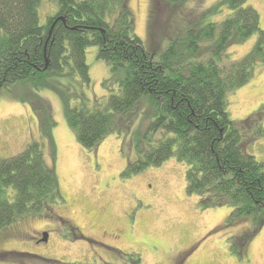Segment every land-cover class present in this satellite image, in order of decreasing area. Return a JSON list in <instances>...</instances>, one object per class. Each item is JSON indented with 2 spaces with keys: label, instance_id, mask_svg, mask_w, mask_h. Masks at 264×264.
<instances>
[{
  "label": "trees",
  "instance_id": "obj_1",
  "mask_svg": "<svg viewBox=\"0 0 264 264\" xmlns=\"http://www.w3.org/2000/svg\"><path fill=\"white\" fill-rule=\"evenodd\" d=\"M48 1L54 9L41 22L43 0H0V86L28 82L37 90L55 91L69 127L85 148L96 147L110 133L129 136L132 152L123 148L128 157L123 177L171 157L186 163L187 192L200 197L202 209L231 207L227 225L251 219L250 231L233 238L232 249L242 255L247 241L264 226V162L246 152L242 128L228 110V94L249 83L264 65L259 11L246 5L248 0H221L209 12L226 8L228 17L220 23H191L169 38L162 51L170 13L186 0H155L159 8L150 19V49L136 32L131 0ZM254 34L257 41L242 59L225 62L231 45ZM90 46L98 48L97 58L110 67L111 76L103 82L107 100H91L84 92L91 84L86 56ZM64 78L70 83L62 84ZM29 99L39 119L40 140L0 158V230L30 214L48 211L53 216V208L64 201L52 106L38 94ZM138 108L133 125L129 115ZM263 118L264 106L242 126L256 125L257 134L264 135ZM11 254L23 264L29 257L47 264H81ZM140 261L138 256L133 264Z\"/></svg>",
  "mask_w": 264,
  "mask_h": 264
},
{
  "label": "rangeland",
  "instance_id": "obj_2",
  "mask_svg": "<svg viewBox=\"0 0 264 264\" xmlns=\"http://www.w3.org/2000/svg\"><path fill=\"white\" fill-rule=\"evenodd\" d=\"M219 1L186 0L172 12L167 8L171 19L165 24L167 39L161 50L169 38L183 33L191 23H220L228 17L226 8L216 14L209 12ZM246 5L259 11L264 28V0H248ZM130 7L136 32L150 49V19L159 6L155 0H131ZM53 9L52 3L43 0L41 22ZM257 38L254 34L242 44L231 45L225 62L242 59ZM97 50L96 46L87 49L91 84L84 92L91 100H107L103 82L111 72L109 65L97 58ZM69 80L64 78L61 83L69 84ZM34 94L51 104L57 122L56 171L64 201L53 208V216L48 211L30 214L0 230V264H23L18 256L8 255L10 252L81 264H133L138 256L139 264H264V226L247 241L242 255L236 253L233 238L250 231V218L227 225L231 207L202 209L200 197L187 192L188 165L175 157L123 177L128 163L123 148L132 152L131 138L110 133L96 147L85 148L69 127L62 100L53 90H37L28 82L0 86V158L14 156L31 141L40 140L39 119L30 99L26 100ZM228 104L231 118L242 128L246 152L264 162V135L257 134L256 125L251 129L249 124L242 126L264 106V65L249 83L228 94ZM136 111L129 115L133 125L141 109ZM261 125L264 127V118ZM45 157L51 166L47 145ZM45 233L48 239L41 241ZM33 258H25V263L47 264Z\"/></svg>",
  "mask_w": 264,
  "mask_h": 264
},
{
  "label": "water",
  "instance_id": "obj_3",
  "mask_svg": "<svg viewBox=\"0 0 264 264\" xmlns=\"http://www.w3.org/2000/svg\"><path fill=\"white\" fill-rule=\"evenodd\" d=\"M47 239H48V234L45 233L44 236H43V238L41 239V241H47Z\"/></svg>",
  "mask_w": 264,
  "mask_h": 264
}]
</instances>
